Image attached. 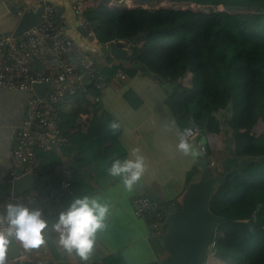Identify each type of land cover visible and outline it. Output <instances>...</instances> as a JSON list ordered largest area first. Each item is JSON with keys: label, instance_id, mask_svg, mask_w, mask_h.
I'll return each mask as SVG.
<instances>
[{"label": "trees", "instance_id": "1", "mask_svg": "<svg viewBox=\"0 0 264 264\" xmlns=\"http://www.w3.org/2000/svg\"><path fill=\"white\" fill-rule=\"evenodd\" d=\"M122 1L102 0L83 12V23L98 45L123 42L127 54L124 60L111 57L106 66L94 65V73L108 86L118 72L127 78L131 72L140 74L125 67L136 61L178 83L182 91L171 93L165 105L180 129L190 127L191 120L202 134L223 140L222 150L207 146L215 173L228 174L209 204L212 214L228 220L213 232V258L223 264H264V0H128L131 8L103 4ZM161 3L176 7H144ZM187 5L200 10L180 8ZM89 94L95 95L92 87ZM132 94L124 97L135 105ZM84 97L74 98L70 113L59 111L66 143L58 152L36 151L44 175L52 176L63 158L80 149L86 161L100 156L107 143L116 154L122 152L117 145L120 130L111 128L116 122L103 110L101 94L95 103ZM81 117L88 120L87 133L70 134ZM226 142L231 143L228 153ZM204 156L203 151L200 158ZM197 172L193 168L187 173L188 183ZM70 188L71 201L92 194L81 181ZM169 208L163 205L166 214Z\"/></svg>", "mask_w": 264, "mask_h": 264}, {"label": "crops", "instance_id": "2", "mask_svg": "<svg viewBox=\"0 0 264 264\" xmlns=\"http://www.w3.org/2000/svg\"><path fill=\"white\" fill-rule=\"evenodd\" d=\"M42 3L52 5L55 13L56 8L59 9V17L64 21L63 26L59 25L65 28L66 37L74 49L88 55L95 61L96 66H106V60L111 57L104 59L101 52L103 46L96 43L87 26L88 37L78 32L75 27V15L66 0H0V35L13 34L23 14L27 11H38ZM111 3L116 6V2ZM111 3L109 5H113ZM101 4L102 0H87L88 7ZM125 67L132 69L129 63H126ZM38 69L50 71L48 65ZM128 74L130 77L114 80L101 94L103 110L119 125L120 136L117 145L121 147L122 152L116 154L113 147H110L111 144L107 143L100 156L92 161H86L83 159L85 152L80 149L71 158H63L62 166L58 167L52 176H47L51 182L42 183V191L49 189L52 191L53 182L57 184L62 180H68L74 184L81 181L92 192L89 197L109 205L110 213L105 221L108 227L97 234L89 260L82 262L74 253L71 255L66 253L59 245V233L52 229V224L68 207L74 197L73 194L66 198L54 199L45 208L42 215L48 221V228L44 233L46 243L38 249L25 250L13 239L6 250V263L21 259V263L18 264H152L161 263L167 258L162 244L163 238L151 232L148 218L133 215L131 201L135 197L150 194L163 205H170L166 215L168 216L171 205L181 204L188 187L199 180L198 162L202 160L200 158L202 151L198 142L202 147L208 146L212 151H219L222 150L223 140L221 137L202 134L196 129V138L188 142L199 155L194 158L179 151L177 144L180 141L178 136L180 126L165 105V100L171 93L156 80L133 72ZM128 91L133 93L130 100L135 105L125 100L124 95ZM27 99L26 94L0 90L1 198L11 197L1 190L6 185L11 186L8 183V176L12 171L11 155ZM75 106L76 100L67 99L60 112L70 113ZM87 126L88 120L81 117L77 120L76 128L68 132L86 134ZM133 149H139L144 156L146 170L140 182L132 191H128L119 178L108 174V168L113 159L129 157ZM99 164L103 167H99ZM193 168L198 172L188 183L187 173ZM204 264L223 263L207 254Z\"/></svg>", "mask_w": 264, "mask_h": 264}, {"label": "built area", "instance_id": "3", "mask_svg": "<svg viewBox=\"0 0 264 264\" xmlns=\"http://www.w3.org/2000/svg\"><path fill=\"white\" fill-rule=\"evenodd\" d=\"M66 1L78 18L79 25L86 31L83 12L88 7L87 0ZM123 2L130 3L126 0ZM187 7L194 6L187 5L180 8ZM41 8L39 23L19 38H14L12 34L0 35V90L28 96L12 150L9 184L24 175H32L44 184L51 182L41 170L36 151L45 153L59 150L66 143L57 118L62 105L67 99L78 96H85L84 99L95 103L106 87L104 78L93 71L95 61L73 48L65 30L57 23L53 6L42 3ZM44 65H48L50 71L44 72L38 69L43 68ZM126 78V74L118 72L111 83ZM34 84L48 85V96L41 99L36 97L32 91ZM89 87H92L95 93L92 97H89ZM178 136L179 138L183 136L189 141L196 138V133L193 128L187 127L180 129ZM198 145L203 152L205 147H202L200 142ZM70 185L68 180H62L46 194L35 190L15 197H0V231L7 230V222L3 219L4 206L7 203H20L29 208H38L43 214L52 200L73 195ZM177 206L172 204L171 208ZM131 210L135 217L149 219L150 230L155 236L165 237L167 214L164 212L162 202L154 199L150 194H144L131 201ZM213 249L214 244L210 243L207 254L214 256ZM15 263H21V259L6 264Z\"/></svg>", "mask_w": 264, "mask_h": 264}, {"label": "water", "instance_id": "4", "mask_svg": "<svg viewBox=\"0 0 264 264\" xmlns=\"http://www.w3.org/2000/svg\"><path fill=\"white\" fill-rule=\"evenodd\" d=\"M41 14L42 8L36 12H25L12 36L19 38L26 31L36 26L39 23ZM59 16V9L56 8L57 23L63 26L64 21ZM75 20V27L78 32L88 37L87 32L79 25L77 17H75ZM136 41L137 38H134L131 43L134 44ZM101 52L104 59L117 57L124 60L127 56L123 42H111L103 46ZM131 60L134 59L131 58ZM131 66L132 70L161 83L168 93L182 91L179 89L178 83H171L170 78L165 79L152 74L136 61H132ZM48 90L49 87L46 84L32 85L34 95L40 99L48 96ZM190 127L193 129L199 128L193 121H191ZM225 147L228 153L231 143L226 142ZM204 153V158L198 162L199 180L188 187L182 197L180 208H171L166 218L167 231L162 244L168 256L160 264H204L215 228L218 224L228 221L215 216L209 210L212 195L218 187L225 184L228 174L223 176L216 174L211 159L207 157V147H205ZM209 168L213 169L212 175L209 174ZM55 185L56 183L53 182L52 186ZM42 189L43 184L40 179L32 175H24L13 180L11 186H4L1 191L11 197L35 190L41 191L43 194L50 192V189L46 191H42Z\"/></svg>", "mask_w": 264, "mask_h": 264}, {"label": "clouds", "instance_id": "5", "mask_svg": "<svg viewBox=\"0 0 264 264\" xmlns=\"http://www.w3.org/2000/svg\"><path fill=\"white\" fill-rule=\"evenodd\" d=\"M118 127L117 123L111 125L113 130ZM177 149L194 158L199 155L183 136ZM145 170L144 156L139 149H133L129 157L113 159L108 174L119 178L124 188L132 191ZM109 213V205L94 197L74 198L52 224V229L59 233L60 247L69 255L74 253L82 262H87L93 253L97 234L108 227L105 221ZM3 219L7 222V230L0 231V264H6V250L13 239L25 250L38 249L46 243L44 233L48 228V221L43 218L40 209L29 208L20 203H7Z\"/></svg>", "mask_w": 264, "mask_h": 264}, {"label": "rangeland", "instance_id": "6", "mask_svg": "<svg viewBox=\"0 0 264 264\" xmlns=\"http://www.w3.org/2000/svg\"><path fill=\"white\" fill-rule=\"evenodd\" d=\"M104 5H107V7H119V8H131V7H134L133 6V3L130 1V3L128 2L127 4L125 2H119V3H116V6L113 4V5H109V3H103ZM109 5V6H108ZM172 5L171 4H167V3H162V4H159V5H149V6H146L147 8H150V7H154L155 9L157 8H170ZM173 7V6H172ZM193 10H200V8H196V7H193L192 8ZM221 9V8H219ZM209 174L212 175L213 174V169L212 168H209Z\"/></svg>", "mask_w": 264, "mask_h": 264}]
</instances>
